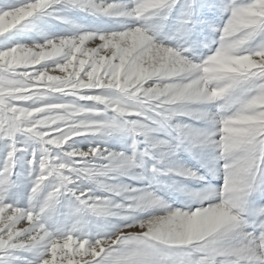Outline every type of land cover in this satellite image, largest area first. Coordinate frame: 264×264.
Returning <instances> with one entry per match:
<instances>
[{
    "label": "snow or ice",
    "instance_id": "obj_1",
    "mask_svg": "<svg viewBox=\"0 0 264 264\" xmlns=\"http://www.w3.org/2000/svg\"><path fill=\"white\" fill-rule=\"evenodd\" d=\"M0 264H264V0H0Z\"/></svg>",
    "mask_w": 264,
    "mask_h": 264
},
{
    "label": "rangeland",
    "instance_id": "obj_2",
    "mask_svg": "<svg viewBox=\"0 0 264 264\" xmlns=\"http://www.w3.org/2000/svg\"><path fill=\"white\" fill-rule=\"evenodd\" d=\"M214 183H216V182L214 181Z\"/></svg>",
    "mask_w": 264,
    "mask_h": 264
}]
</instances>
